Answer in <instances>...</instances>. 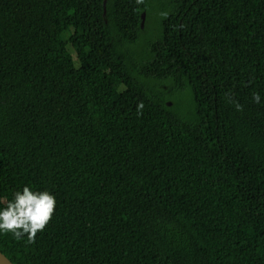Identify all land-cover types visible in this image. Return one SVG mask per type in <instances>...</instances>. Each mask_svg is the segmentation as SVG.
<instances>
[{
    "label": "trees",
    "instance_id": "obj_1",
    "mask_svg": "<svg viewBox=\"0 0 264 264\" xmlns=\"http://www.w3.org/2000/svg\"><path fill=\"white\" fill-rule=\"evenodd\" d=\"M106 1L0 0V210L25 186L57 200L0 250L264 264V0Z\"/></svg>",
    "mask_w": 264,
    "mask_h": 264
},
{
    "label": "clouds",
    "instance_id": "obj_2",
    "mask_svg": "<svg viewBox=\"0 0 264 264\" xmlns=\"http://www.w3.org/2000/svg\"><path fill=\"white\" fill-rule=\"evenodd\" d=\"M136 3H143V0H136ZM252 99L260 103L259 93H253ZM236 107L239 111L243 110L239 103ZM56 206L54 194L49 191H33L25 186L22 191L15 192L14 198L0 210V232L12 233L17 239L27 236L29 243H35L37 233L43 232L52 220Z\"/></svg>",
    "mask_w": 264,
    "mask_h": 264
},
{
    "label": "water",
    "instance_id": "obj_3",
    "mask_svg": "<svg viewBox=\"0 0 264 264\" xmlns=\"http://www.w3.org/2000/svg\"><path fill=\"white\" fill-rule=\"evenodd\" d=\"M105 5L107 4V1L104 0ZM105 14H106V10H105ZM143 22H142V27H144L145 24V17H146V12L143 13ZM168 105H171V102L167 103ZM0 264H15L13 263L6 255H4L2 253V251L0 250Z\"/></svg>",
    "mask_w": 264,
    "mask_h": 264
},
{
    "label": "rangeland",
    "instance_id": "obj_4",
    "mask_svg": "<svg viewBox=\"0 0 264 264\" xmlns=\"http://www.w3.org/2000/svg\"><path fill=\"white\" fill-rule=\"evenodd\" d=\"M71 51H72V53L74 54V56H75V60H76V65H77V67L80 69V67H81V64H80V62H79V60L77 59V57H76V54H75V52L73 51V49L71 48ZM166 85V84H165ZM164 85V87H166Z\"/></svg>",
    "mask_w": 264,
    "mask_h": 264
}]
</instances>
